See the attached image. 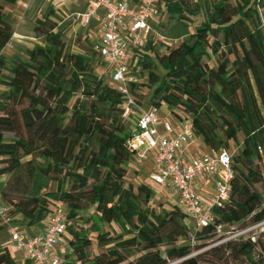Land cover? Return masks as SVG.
I'll return each instance as SVG.
<instances>
[{"label": "trees", "instance_id": "obj_1", "mask_svg": "<svg viewBox=\"0 0 264 264\" xmlns=\"http://www.w3.org/2000/svg\"><path fill=\"white\" fill-rule=\"evenodd\" d=\"M262 6L264 0H158L159 20L145 43L133 48L130 71L136 80L130 90L138 105H165L188 119L210 152L235 146L229 152L234 176L228 198L213 208L214 223L200 228L175 202L161 211L151 206L152 186L125 184L126 163L135 157L125 145L133 121L131 114L123 116L124 99L109 79L97 43L82 52L67 50L63 28L47 7L34 23L41 43L25 50V60L5 56L12 26L0 9V177L10 174L0 203L12 222L21 219L18 227L25 231L60 204L62 244L68 249L59 253L61 264H204V255L219 246L193 252L209 239H226L220 246L235 261L264 264V232L254 240L225 236L232 226L244 229L264 221V171L256 163L264 155ZM198 14L203 21L190 30ZM166 38L178 43L169 46ZM160 44L164 52L157 50ZM157 63L162 73L155 70ZM89 208L93 213L82 220L78 212ZM214 224L222 225L221 234ZM87 230L96 240L92 255ZM0 264L18 263L1 249Z\"/></svg>", "mask_w": 264, "mask_h": 264}, {"label": "built area", "instance_id": "obj_2", "mask_svg": "<svg viewBox=\"0 0 264 264\" xmlns=\"http://www.w3.org/2000/svg\"><path fill=\"white\" fill-rule=\"evenodd\" d=\"M87 2L86 12L82 14L83 24L89 22L97 9L103 10L97 51L110 81L124 99L123 116L131 114L132 117L134 111H138L125 145L134 152L138 161L146 160L153 152L150 178L156 186L169 193L196 228L213 224V208L227 200L234 176L229 152L226 149L210 152L204 145V150L198 151L201 141L194 136L188 119L176 116L171 120L162 118L158 108L145 110L131 95L130 85L136 80L130 71L133 48L145 43L152 24L159 20L158 0ZM205 180L212 183L209 201L202 198L195 186L196 182ZM7 211L8 207L0 203V225L8 228L11 246L21 251L29 264L62 263L56 251V245L63 241L65 229V214L60 204L47 218L41 233L32 236L20 230ZM214 228L218 234L223 232L221 224H214Z\"/></svg>", "mask_w": 264, "mask_h": 264}, {"label": "rangeland", "instance_id": "obj_3", "mask_svg": "<svg viewBox=\"0 0 264 264\" xmlns=\"http://www.w3.org/2000/svg\"><path fill=\"white\" fill-rule=\"evenodd\" d=\"M81 1V0H80ZM129 1V0H127ZM211 0H204L206 2ZM234 1V0H232ZM47 7H51L54 9L56 14V21L59 26L63 28V41L65 43V47L67 50L71 52H82V47L90 46L91 43L95 44L99 41L98 36V27L99 24H95V22H91V19L87 24H83V18L80 15H77L76 12L82 10L81 4L78 0H17L15 3H7L4 1H0V9L7 17L12 26V36L6 46L2 49V54L5 56H15L21 59H26L25 50L27 48H32L37 44H40L41 41L36 36L34 30L35 19L40 18L44 13ZM261 16L264 18V6L261 8ZM203 21V15L198 14L192 17L191 22L189 24V29L193 30L196 25H199ZM166 23V22H164ZM168 23H166L167 26ZM165 26V25H164ZM166 43L169 46H174L178 43V41H174L166 38ZM159 52H164V45H159L157 47ZM214 61H210V64H213ZM132 65V62H131ZM95 67V66H94ZM96 69V67H95ZM155 70L158 73H162V67L157 63ZM4 89V86L0 84V92ZM142 91L146 92V97L149 95L147 92V88H142ZM74 98H72L69 102L71 104ZM142 108H148L146 102L141 104ZM159 114L164 113V109L161 108L158 110ZM138 111L135 110L132 114L131 120L137 117ZM69 113L67 114V117ZM67 119V118H66ZM65 132L68 131L67 126L64 127ZM11 136L10 133L6 134V138ZM229 152L232 154L235 152L234 144H231L229 147ZM258 167L264 171V155L260 153V158L256 160ZM151 164L146 162L145 160L138 161L137 158H132L126 163V176H125V184L131 183L133 185H137L140 183H145L153 186L155 192L150 202V205L153 206L157 211H161L162 209H168L173 204V199L169 195V193L159 186H156L152 179L150 178ZM10 178L9 173H5L0 177V191L5 182ZM262 181H264V173H262ZM54 183H51L49 188L53 189ZM258 189H261L260 184L257 185ZM79 216L82 220L88 218L93 213L92 208L87 210H81L78 212ZM188 221L191 223L190 219ZM17 226L23 227V222L21 219H17ZM15 224V225H16ZM79 223H76L78 225ZM83 226H88V223L83 224ZM238 226H232L227 229L226 237L230 238H239L243 239L250 238L251 240L256 239L260 233L264 232V221L247 226L244 229H237ZM104 230L111 231L112 234H116L119 232L114 225H103ZM244 230L239 235L233 236L236 232ZM87 235L91 240V246L88 249L89 255L94 254L97 251L96 248V240L94 238V233L87 230ZM226 240V239H225ZM225 240L211 241L209 239L199 250H195L193 254L199 253L202 251L208 250L210 247L219 246L218 249L211 253H206L204 255V264H221L222 261H227L229 264H248L246 260H234L229 254L228 249L226 250L223 246H220L222 242ZM62 244V243H61ZM63 250H60V245L56 246V251L60 254L64 252H68L66 245H62ZM261 247L256 248V253L259 254ZM6 249L10 254L17 260L19 258V253H16V249L11 246L10 236L7 227H3L0 230V250ZM19 263V262H18ZM170 264V263H168Z\"/></svg>", "mask_w": 264, "mask_h": 264}, {"label": "crops", "instance_id": "obj_4", "mask_svg": "<svg viewBox=\"0 0 264 264\" xmlns=\"http://www.w3.org/2000/svg\"><path fill=\"white\" fill-rule=\"evenodd\" d=\"M78 2L81 4L82 10L79 11V12H76V14L80 15L82 17V14L84 12H86V6H87L88 2H87V0H81V1L78 0ZM135 2H136V0L133 1L132 3H135ZM102 14H103V10L101 8L97 9L96 13L90 17L91 22H95V24H99L100 21H101ZM161 108L164 109V113H160L159 114L160 117L165 118V119H169V120L174 118V115L168 110V108L165 105H162L159 109H161ZM144 109L146 110L148 108H144ZM197 149H198V151H203L204 150V146H203V144L201 142H200V144L198 143ZM152 158H153V152L150 153L149 156H147L145 161L151 164ZM195 186H196L198 192L200 193V195L202 196V198L205 201H209L211 199V194H212V190L213 189H212V183L209 180L198 181V182H196ZM46 223H47V219L44 220V221H41V222H39V223H37V224H35L33 226H30L29 228H27V230H25V233L27 235H30V236L37 235V234L41 233V231L46 226ZM59 245H60V250L59 251L63 250V248H62L63 244H59ZM56 246H58V245H56ZM16 253H19V258H18V262L19 263L17 262V260L15 258L14 259L16 260V262L18 264H23L25 261L28 262V264H29V261L24 258V256H23L21 251L17 250Z\"/></svg>", "mask_w": 264, "mask_h": 264}]
</instances>
